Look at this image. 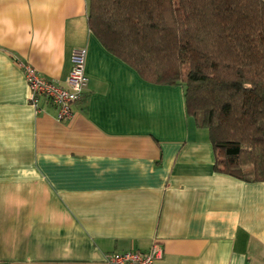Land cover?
Listing matches in <instances>:
<instances>
[{
    "label": "crops",
    "instance_id": "0c3cea01",
    "mask_svg": "<svg viewBox=\"0 0 264 264\" xmlns=\"http://www.w3.org/2000/svg\"><path fill=\"white\" fill-rule=\"evenodd\" d=\"M0 20V264H108L154 243L153 264H264V182L215 170L224 153L181 87L107 52L87 0H0ZM76 49L88 85L58 122L17 62L65 86Z\"/></svg>",
    "mask_w": 264,
    "mask_h": 264
},
{
    "label": "trees",
    "instance_id": "16d2710c",
    "mask_svg": "<svg viewBox=\"0 0 264 264\" xmlns=\"http://www.w3.org/2000/svg\"><path fill=\"white\" fill-rule=\"evenodd\" d=\"M103 48L153 85L183 90L224 166L264 182V0H87Z\"/></svg>",
    "mask_w": 264,
    "mask_h": 264
},
{
    "label": "built area",
    "instance_id": "2783aa9c",
    "mask_svg": "<svg viewBox=\"0 0 264 264\" xmlns=\"http://www.w3.org/2000/svg\"><path fill=\"white\" fill-rule=\"evenodd\" d=\"M17 67L23 73L29 93V105L37 113L40 112L39 104L43 100L54 108L58 122H66L72 117L71 107L83 98L88 85L84 50H73L71 69L65 80V86L46 80L28 63L17 62ZM162 254L160 245L154 243L147 252L111 253L106 256V261L108 264H153Z\"/></svg>",
    "mask_w": 264,
    "mask_h": 264
},
{
    "label": "clouds",
    "instance_id": "9594fccd",
    "mask_svg": "<svg viewBox=\"0 0 264 264\" xmlns=\"http://www.w3.org/2000/svg\"><path fill=\"white\" fill-rule=\"evenodd\" d=\"M3 19H4V20H7V23H8V24H11V23H12L11 19L8 18V17H4ZM0 22H3V21L0 20Z\"/></svg>",
    "mask_w": 264,
    "mask_h": 264
},
{
    "label": "rangeland",
    "instance_id": "374dc122",
    "mask_svg": "<svg viewBox=\"0 0 264 264\" xmlns=\"http://www.w3.org/2000/svg\"><path fill=\"white\" fill-rule=\"evenodd\" d=\"M219 159H221V160H219L220 162L223 161L222 163H224V160H223L224 158L222 159V158H221V155L219 156Z\"/></svg>",
    "mask_w": 264,
    "mask_h": 264
}]
</instances>
